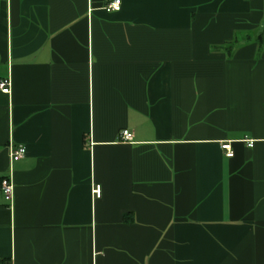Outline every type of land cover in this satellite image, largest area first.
<instances>
[{
    "label": "crops",
    "instance_id": "0c3cea01",
    "mask_svg": "<svg viewBox=\"0 0 264 264\" xmlns=\"http://www.w3.org/2000/svg\"><path fill=\"white\" fill-rule=\"evenodd\" d=\"M108 1L0 0V264H264V0Z\"/></svg>",
    "mask_w": 264,
    "mask_h": 264
},
{
    "label": "built area",
    "instance_id": "2783aa9c",
    "mask_svg": "<svg viewBox=\"0 0 264 264\" xmlns=\"http://www.w3.org/2000/svg\"><path fill=\"white\" fill-rule=\"evenodd\" d=\"M121 0H110L103 7L106 11H117L120 9ZM0 91L5 94H9L11 92V81L8 77L0 79ZM119 140L123 142H131L132 141V132L126 128L121 129L119 132ZM247 146H252L253 140L246 139ZM221 148L225 150V156L231 157L233 155V151L231 149V145L228 142H224L221 144ZM25 154V147L22 145H18L17 147H11L9 156L10 161H16L23 157ZM0 191L3 195V198L8 203H12L13 200V184L10 179L9 173L0 177ZM92 193L95 196H98L100 193L99 185H95L92 189Z\"/></svg>",
    "mask_w": 264,
    "mask_h": 264
},
{
    "label": "trees",
    "instance_id": "16d2710c",
    "mask_svg": "<svg viewBox=\"0 0 264 264\" xmlns=\"http://www.w3.org/2000/svg\"><path fill=\"white\" fill-rule=\"evenodd\" d=\"M259 38H260V35H259ZM232 45H233L232 42L231 43H227V44H225V46H223V48L228 52V51H231V46Z\"/></svg>",
    "mask_w": 264,
    "mask_h": 264
}]
</instances>
